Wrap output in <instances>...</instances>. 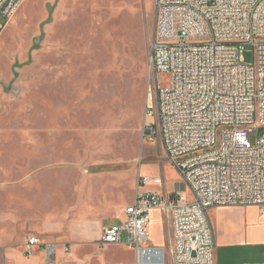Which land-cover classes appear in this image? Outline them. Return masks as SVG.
Returning a JSON list of instances; mask_svg holds the SVG:
<instances>
[{
	"label": "rangeland",
	"instance_id": "1",
	"mask_svg": "<svg viewBox=\"0 0 264 264\" xmlns=\"http://www.w3.org/2000/svg\"><path fill=\"white\" fill-rule=\"evenodd\" d=\"M156 7L157 0H26L10 20L0 17V264L7 248L27 256L32 235L66 245L64 264H136L125 246L103 248L86 234L121 225L139 188L167 197L180 189L194 201L145 129ZM143 21L151 31L140 39ZM244 61H256L252 44ZM168 78L161 74L164 86ZM263 135L264 128L253 142ZM158 176L164 188L151 180L142 187L141 177ZM167 240L159 213L150 244Z\"/></svg>",
	"mask_w": 264,
	"mask_h": 264
},
{
	"label": "built area",
	"instance_id": "2",
	"mask_svg": "<svg viewBox=\"0 0 264 264\" xmlns=\"http://www.w3.org/2000/svg\"><path fill=\"white\" fill-rule=\"evenodd\" d=\"M25 1L0 0V17L10 20ZM249 44L254 64L244 61ZM150 76L146 132L194 201L183 191L139 188L121 225L104 227L99 243L125 246L136 264H166V249L150 244L151 213L161 210L172 224V264H215L209 210L256 206L264 214V135L252 140L264 128V0H157ZM148 180L164 186L161 177H141L142 187ZM58 245L32 235L24 250L51 259Z\"/></svg>",
	"mask_w": 264,
	"mask_h": 264
},
{
	"label": "crops",
	"instance_id": "3",
	"mask_svg": "<svg viewBox=\"0 0 264 264\" xmlns=\"http://www.w3.org/2000/svg\"><path fill=\"white\" fill-rule=\"evenodd\" d=\"M0 27H2V25H0ZM158 177L163 178L164 186L160 187L164 188V176ZM173 189L174 192H172ZM176 191L182 190L172 188L170 193L172 192L171 194H173ZM157 192L164 193L163 191ZM159 213H162L167 219L168 240L165 244L161 243L156 247L166 249V264H172L171 255L168 250L172 236L171 220L161 210H153L151 213L150 226L152 220H155ZM209 216L215 232V264H264V214L258 207H216L209 210ZM102 225L101 223L99 229L102 228ZM101 234L102 232H97V234L93 235L87 233L85 239L91 240L94 244H97V242L100 241ZM112 246L116 245H111V247ZM59 247H63V255H67V247L61 243L58 245L56 253L52 256L53 259L51 263L48 262L46 253L40 251V249L39 253L31 257H27L13 248L4 249L1 252L5 264H44L42 263L43 259L46 260V264H64L68 258H63V255L61 257L58 256ZM38 260L39 263H37Z\"/></svg>",
	"mask_w": 264,
	"mask_h": 264
},
{
	"label": "trees",
	"instance_id": "4",
	"mask_svg": "<svg viewBox=\"0 0 264 264\" xmlns=\"http://www.w3.org/2000/svg\"><path fill=\"white\" fill-rule=\"evenodd\" d=\"M150 31H151L150 26L147 24L146 21H143V23H142V37H140V39L148 38ZM140 43L141 42L138 41L136 44V47H135L136 52L141 47Z\"/></svg>",
	"mask_w": 264,
	"mask_h": 264
},
{
	"label": "water",
	"instance_id": "5",
	"mask_svg": "<svg viewBox=\"0 0 264 264\" xmlns=\"http://www.w3.org/2000/svg\"><path fill=\"white\" fill-rule=\"evenodd\" d=\"M156 17H157V7H156ZM155 28H156V19H155ZM154 38H155V31H154V34H153V39H152V41L154 40Z\"/></svg>",
	"mask_w": 264,
	"mask_h": 264
}]
</instances>
